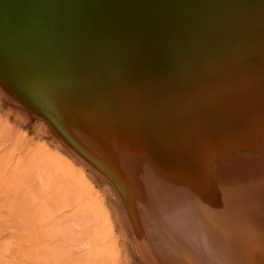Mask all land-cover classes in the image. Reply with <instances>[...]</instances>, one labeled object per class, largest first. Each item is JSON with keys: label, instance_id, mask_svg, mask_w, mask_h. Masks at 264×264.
<instances>
[{"label": "bare ground", "instance_id": "1", "mask_svg": "<svg viewBox=\"0 0 264 264\" xmlns=\"http://www.w3.org/2000/svg\"><path fill=\"white\" fill-rule=\"evenodd\" d=\"M240 6L248 7H246V9L244 8V10L242 9L244 12H239L237 16L233 15L227 20L224 19L226 21L215 25L213 28L210 27L209 22L210 20L212 21L214 11H216L218 7L224 8L223 11H227V8H233L235 10V8L238 9ZM249 6H264V0H0V59H4L5 63H7V67H5L7 70L11 66H16V73L12 74V78L16 76L24 77L23 79L28 88L31 87L35 89L36 92L41 95L49 91V89L52 88L51 86L55 84L57 85L56 88L65 90L68 94L70 98L69 106L72 105L71 107L74 106L71 104V101L77 103V99H81L82 102L78 105H84L82 114L83 116L85 115L86 118L83 117L82 120H85V125L92 126V128H102L101 133H103V129L109 133V136L103 141L107 149V154L110 155L114 153V155H117L113 147H110L114 142L121 144L122 147L127 150L128 154L130 153L129 156H125L124 160L123 150L120 151L121 154L114 157V159L117 160L115 161L117 167L122 166V169L126 171V181H129L130 178L132 179V176L138 174L136 172L137 170H142L145 176L150 173V170H155V172L153 171L150 173L152 174L151 180H147L151 183V188L145 185L146 182L144 185L134 186L139 193L135 192L136 194L140 196L143 192V199H145L146 203L150 201L148 200L147 202V198L144 195L147 189V194L150 195L161 186L167 185L166 187L169 186V189L173 186L170 190L171 193L173 189V192L176 193L168 194L169 196L172 195L170 198L177 199V205L180 204L175 211L177 214L183 211L182 214H185L191 219V217L195 216L197 213H195L196 209L214 211V213L211 214L212 216L210 214L208 216V213L201 214L203 217L202 228H205L204 235H199L201 244L198 245L195 243L186 248L179 244L175 245V247H179L177 249L181 254L186 252L190 260L187 264H264V261L256 260L258 252L257 246L251 245V249H249L248 244H246V241L251 240L248 239L252 236L251 233H253V231L255 232L253 225L264 230V176L258 177L259 173L256 172L255 174L252 173V175L246 174V177H244L242 174L244 167L241 165L237 166V164L234 163V169L232 171L228 170L226 167L228 173L225 168L224 170L226 173L223 172V170L222 172L219 171L220 169L218 172H215L209 163L208 165L210 167L208 165L205 167L201 166L209 149L212 150L211 147L216 151H220V154L222 151L223 153L221 155L223 159V154L227 153V151L224 152V148H230L229 145H232V142H237L239 138L242 136L245 137L246 134L247 136L251 135L252 128H264V57L258 56L264 52V38H261L260 33V36H258L259 38H255L250 42L251 45L249 44L250 46H248L243 38H238L240 35L235 34L239 32L236 30V27L241 24H238L240 18L244 19L243 22L248 21L249 24H252L251 26H257L259 24L264 25V12H262L264 9L259 12L258 7L250 9ZM165 9L172 11V13L175 12L174 9H176V11L178 9L181 10L180 15L183 20H185L184 17L189 20L188 24L191 26L189 29L187 28L189 34L185 27L186 24L184 25L183 22H179L177 19L175 20L174 17L176 16H174L172 20V15ZM250 10L252 13H250ZM229 11L230 10H228V12ZM256 11L257 14L253 13ZM217 14L218 13L214 15ZM193 16H197V18L195 19ZM133 19L143 22L139 21L137 29L135 30L134 27L137 23ZM172 24L180 26L183 33L187 31V33H184L188 35H186V42H190V44L193 43V46H198L192 49L189 48L190 51L185 50L184 53L181 51L183 55L178 57H174L173 54L166 50L168 53L167 55L170 57H168L167 61L163 60L165 58H161L162 61H165L162 65L165 67L164 71H174L172 72L173 74L185 75L188 74L190 69H193L196 71V74L200 73L199 76L211 75L209 79L211 84L216 82L214 83L216 84V88L208 86L206 90L203 89L201 95L203 97L202 103L200 101L194 102V100L186 98L190 96L191 93L185 95L183 98L187 103H184L185 106H183L184 108L182 111L174 112L173 110V108H175V110L177 108L178 110L177 106H179V108L182 106V104L179 105V99L173 101L175 102L173 106L172 104L166 105L167 103L164 100L166 107L169 106L170 108L167 110H165V108L159 110L153 108L151 103H146L145 101L144 103H140L135 100V91L150 88V86L144 83L138 86L139 82H136V80L141 79L140 77L145 74H143L144 71L142 72V69L145 67H147L148 70L151 67L155 69V67L151 65L156 63L155 61L161 62L158 58V54L153 49L149 48L148 50V48H146L145 50L148 51L127 49L114 52L116 56H108L109 53H105L107 51L101 52V57H97L94 52L83 54L82 56L79 55L83 53L82 51L91 49V47L88 46H93L103 41L97 40L91 35L93 34L92 31L94 28L100 33V31L105 30L104 28L108 25H110V27L115 25L116 27L113 30H117L119 34H125L127 36L124 39V45L129 48L130 46H137L136 39L131 37L134 35L135 31L141 32V38L139 39L142 40L144 38V42L149 43L156 41L154 38H157L158 35L160 36L161 32L164 33L173 30ZM159 25L160 27H157ZM235 25L236 27H234ZM244 25L245 24H243L242 27L247 28V26ZM229 27H234L232 28L233 30H231L232 34L227 31ZM175 36L176 35L169 34L168 37L163 41L159 40V42L170 43L172 44L169 47L170 49H177L180 45H183V43ZM107 37L109 38L104 40L103 44L112 46L117 43L116 46H119V44L123 45V41H117L118 38L114 35H109ZM105 38L106 37L103 39ZM97 41L99 42L97 43ZM94 48L95 47H93V49ZM246 50L250 51L249 53H252V56L254 55L253 61H255V63L251 62L254 64L253 68L248 66H246L247 68L241 67L239 59V66L233 63L235 62V57L241 53L243 54V51L246 52ZM69 52H72V55H70ZM73 52L76 55H74ZM73 55L76 58L73 57ZM138 56L140 57L137 58ZM86 57H88V59ZM114 57H116L115 60H113ZM171 57L175 59L181 57L180 59H184L178 63L176 61L172 63L170 60ZM244 57H248V54H245ZM99 58H108L106 59L107 61L111 59L112 66L115 63L119 64L122 74L124 72L127 74L122 75L123 77H121V79L128 85L118 86L114 84L116 81L115 79H118L115 77H117L120 72L115 76L117 72L115 74L113 69L112 72L111 70L108 72L105 66L102 69L100 65L103 62L101 59L98 60ZM34 59L36 62H43L41 66L43 67L42 69H38L37 71L29 70L32 68L28 67V65H30L28 60H30V63H33L34 61L31 62V60ZM132 59H135L136 63L139 62L135 76H130L132 72L130 71V67L133 64L130 65L129 62H131ZM243 60H245V58ZM22 61L25 64H23ZM249 61L247 63H249ZM132 63L134 62L132 61ZM110 65V68L108 67L109 69L112 68ZM97 67L99 70L102 69L107 71V73L105 71V76L99 74L102 70L97 73ZM139 68H141V70ZM67 69H69V71H66ZM75 73L81 74V76L77 74L80 78L78 86L81 83L82 89L79 88L84 91V94L81 90H78L79 88L77 89V86L75 88L76 83L72 82L73 79H71V76H74ZM140 74H142V76H140ZM191 75L193 76L195 73L190 74V76ZM196 78L198 77L196 76ZM167 80L168 76L161 77V86ZM194 82L195 81H190L192 84ZM200 82L202 83L203 81ZM207 84L211 85L209 82ZM204 86L206 85L204 84ZM169 87L170 89L165 87L167 88L166 92H175L174 85ZM59 89L53 88V92L59 93ZM80 91L82 95L78 93ZM91 92L93 93V98ZM96 92L99 95L96 94ZM96 95H98L99 98H97ZM154 96H152L153 98H148L154 100L156 98H154ZM215 97L220 99L216 100ZM45 98L53 105L55 100L50 96ZM159 104L157 106H159ZM202 106H204V108H202ZM70 109L73 108H68V111ZM74 109V111L68 113L70 115L73 113L74 116L79 115L76 110L77 107ZM171 111H173L172 115ZM183 111L185 112L182 113ZM191 111H196V113H194L195 115L200 113L199 117H201V115L204 116L196 120L193 119V121H196L193 123L194 125L192 124V126L187 127L184 125V128L182 123L185 121V117L188 116V114L185 113ZM50 114L54 116L53 113ZM220 117L221 120L218 119ZM168 118H170V120ZM159 120L161 122H159ZM166 121L172 123L166 125ZM174 127H176L175 130H173ZM6 131L15 138L13 140L18 141V135H15L11 130L3 126L1 133H6ZM96 134L99 135L98 132H96ZM151 134H154L161 143V148L158 149L157 153V150H154L156 149L154 146L153 150L155 153L148 148L151 142L150 139L152 140ZM262 137L264 136L262 135L261 138ZM243 139L247 140V137L242 138V140ZM253 141L246 147L248 153L252 152L256 147ZM257 149H255L256 152H258ZM159 155L161 156V161L153 163L152 159L156 158V156L159 157ZM226 155L227 154H225V156ZM235 157L237 159V156ZM262 158L264 160V157ZM122 160L123 163L128 164L126 166L129 172L126 170V167L124 168V165L121 164ZM139 163L142 164V169H135L132 167L133 164L138 167ZM16 164L17 162H15L14 156H12L10 160H5L2 155V148H0V182L6 179L7 176L8 178L13 177L10 175L13 174V169ZM229 164L227 166H229ZM134 170L135 172L132 173ZM244 170L246 171V169ZM247 173L249 174V172ZM230 181L232 182V188L229 185ZM207 188L213 189L215 193L213 192L212 194L211 190V193L208 192ZM32 190L33 189L27 191V193ZM177 191L180 193H177ZM212 197H215V199H212ZM230 198L235 199L233 204L227 205L222 202V200L226 201ZM185 204H188L189 208H184ZM214 205H220V208ZM148 206L152 208L153 205H146L144 209H148ZM209 222L218 226L220 233L217 235L212 233V229H210L211 227L208 225ZM228 228H230V230ZM185 232V229L180 228L172 232L173 236H170L168 232L166 233L172 238L175 237L176 242L178 241L177 238L179 234ZM179 238L181 237L179 236ZM193 238L195 237L193 236Z\"/></svg>", "mask_w": 264, "mask_h": 264}, {"label": "rangeland", "instance_id": "2", "mask_svg": "<svg viewBox=\"0 0 264 264\" xmlns=\"http://www.w3.org/2000/svg\"><path fill=\"white\" fill-rule=\"evenodd\" d=\"M246 7L248 6H240L238 9L235 8V10L233 8H227L230 10L229 12L228 10L223 11L224 8L218 7L216 10L217 12L214 11V14H218H213L212 21L210 20L209 22L210 27L213 28L215 25L226 21L233 15L237 16L239 12H244L243 10L244 8L246 9ZM256 7L261 10L264 9V6H249L250 9ZM174 11L175 12L172 13V11L168 10L169 14L172 15V20L173 17L176 16L174 17L175 20L177 19L179 22H183L184 25L186 24L185 27L189 34L188 29L191 27L190 24H188L189 20L185 17V20H183L180 15V9L177 11L174 9ZM250 13H252L251 10ZM253 13L257 14V11ZM193 17L195 19L197 18V16ZM133 20L137 23L134 27L135 30L141 20ZM243 20L244 19L240 18V21L238 22V24L241 23L240 26H234L236 27V30L239 31L238 33L233 31L235 34L240 35L238 38H243L248 46L251 45L250 42L255 38H259L258 36H260V33L261 38H264L263 24L251 26L252 24H249L248 21L243 22ZM243 24H245L244 26H247V28H243ZM112 26L113 27H110V25H108L104 28L105 30L102 29L103 31H100V33L94 28L92 31L93 34L91 35L97 40L103 41L99 43L100 45L95 44L93 46H88L91 47V49L87 51L84 50L82 51L83 53L81 52L82 54L79 55L82 56L83 54L85 55L94 52L97 57H101V52L107 51L105 53H109L108 56H116L114 55V52L124 51L127 49H153L158 54V58L161 62L155 61L156 63L151 65L154 66L155 69L152 67L149 70L147 67L143 68L142 72L144 71L143 74L145 73L146 75L144 74L142 76V74H140V76H142L140 78L142 79L146 76L144 78L145 80H136V82H139L138 86H141L143 83L150 86V88L145 90L142 89L135 91V100L140 103H144L145 101L146 103H151L153 108H157L159 110L165 108V110H167L170 108L169 106L166 107V105L172 104L173 106L175 103L173 101H177L179 99V105L182 104V106H180V108L177 106L178 110L177 108L176 110L173 108L174 112H179L183 110V106H185L184 103H187L183 98L185 95L191 93L192 95L190 94V96L192 98L190 96H187L186 98H190L191 100H194V102H201L203 100V97L201 96L203 89L206 90L208 86L216 88V84H214L216 82L211 84V81L209 80L211 75L199 76L200 73L196 74V71L193 69H190L191 72L189 70L190 73L188 72V74L185 75L173 74L172 72L174 71H164L165 67L162 65L165 61H167L168 57H170L167 55V52L173 54L174 57H178L183 55L181 51L184 53L185 50L190 51L189 48L192 49L198 46H193V43L190 44V42H186L187 34L184 33H187V31L183 33L180 26L172 24L173 30H169L164 33L161 32L160 36L158 35L157 38H154L156 41L149 43H145V40H143L144 38L142 40L139 39L141 38V32L135 31L134 35L131 37L136 39L137 46H130L129 48L124 45V39L127 36L125 34H119V31L113 30L116 26ZM157 27H160V25ZM234 27H229V29L227 28V31L232 34L231 30H233L232 28ZM169 34L176 35L175 37H178L181 43H183V45L179 44L180 47L177 48L178 50L176 48L174 50L173 48L170 49L169 47L172 45L170 43L159 42V40L163 41L169 36ZM109 35L117 37V41H123V45L119 44V46H116L117 43L112 46L103 44L104 40L109 38L107 37ZM104 37L106 38L103 39ZM98 42L99 41H97V43ZM93 47L95 48L93 49ZM166 50L168 51L166 52ZM249 52L250 51L248 50H246V52L243 51V54L240 52L241 54L235 57V62H232L236 66H239V59L241 67L248 66L253 68L254 64L251 62L255 63V61H253L254 55L252 56V53ZM71 53L72 52H69L70 55H72ZM73 54L76 55L74 52ZM245 54H248V57H244ZM74 55L73 57H75ZM242 56L245 60H243L244 58ZM258 56L264 57V52ZM139 57L140 56L137 58ZM172 57L170 59L172 63L175 61L178 63L184 59H180L181 57L176 59ZM86 58L88 59V57ZM161 58H165L163 59L165 61H162ZM100 59L103 62L100 65L102 69L105 66L107 67V69H105L108 72L110 70L111 72L114 70L115 74L117 72L115 76H117L120 72L119 75H121H118L119 77H115L118 79H115L116 81L114 84L118 86L128 85L121 79V77H123L122 75L127 74H125V72L122 74L119 64L115 63L112 66L111 59H109L110 62L106 60L108 58H99L98 60ZM115 59L116 57L113 58V60ZM32 61L34 62L30 63V60H28V63L30 64L28 67L32 68L29 69L30 71H37L38 69L43 68L41 67L43 62H36L35 59L31 60V62ZM132 61L134 63H132ZM132 61L129 62L130 65H134V67L133 65H131V67L129 65L131 68V70H129L132 71L130 76H135L136 68L138 67L139 62L136 63L135 59H132ZM248 61L249 63H247ZM6 64L7 63H5L4 59H0V148H2V155L5 160H10V158L14 156L17 164L13 169V174L10 175L13 177L8 178L7 176L6 179L0 182V264H187L190 260L188 259L186 252L181 254L177 249L179 247H175V245L179 244L186 248L187 246L195 243L198 245L201 244L199 237L204 235L205 232V228H202L203 217L201 214L208 213L209 216V214L211 215L214 211L211 212L206 209V211L204 209H196L197 211L195 210V213H197L195 216H192L191 219L185 214H182L183 211L177 214L175 211L180 204L177 205V199L175 200L174 198H170L172 195L169 196L168 194L174 193V189L171 193L170 190L173 186L169 189V186L166 187L167 185L161 186V189L157 186L158 191L156 190L150 195L147 194V189L146 194L144 193V195L147 198V202L148 200L150 201L149 203H146L145 199H143V192L139 196V193L136 191L134 186L144 185L146 182L145 185L151 188V183L147 180H151L152 174L150 173L153 171L155 172V170H150V173L147 176L144 175L142 170H137L136 172L138 174L132 176V179L129 177L130 180L126 181L127 173H125L126 171L122 169V166L117 167L115 162L117 160H115L114 157L121 154L120 151L123 150L124 160L125 156H129L130 153L128 154L127 150H125L121 144L114 142L110 147H113L117 155L111 153V150V154H107V149L103 144V141L109 136V133L104 131V129L103 133H101L102 128H92V126L85 125V120H82L83 117L86 118V116H83L82 114L84 105H78L82 102L81 99H77V103L71 101V104L74 106H69L70 98L68 94L65 90L56 88L57 85L55 84L52 86L50 85L52 88L41 95L36 92L35 89L31 87L28 88L23 79L24 77L22 78L16 76L15 78H12V74L16 73V66H11L7 70L5 68L7 67ZM109 65L112 66L111 69H109ZM139 69L141 70V68ZM97 70V73L101 71L99 68ZM106 70H102L99 74H103L102 76H105L107 73ZM66 71H69V69ZM193 73H195L198 78H196L195 75L190 76V74ZM77 74L81 76V74L75 73L74 76H71V79H73V83H76L75 88L77 86V89L79 87L82 89L81 83L78 86L80 78ZM165 76H168V80L161 86L160 78ZM216 77L219 78L218 76ZM190 81L195 82L192 84ZM200 81H203L204 83H201ZM208 82L211 85H208ZM204 84L206 86H204ZM173 85L175 86V92H166L167 88L165 87L170 89L169 86L172 87ZM53 88L59 89L60 92L54 93ZM80 88L78 90H81ZM81 91L82 93L84 92L83 90ZM81 91L78 93H81ZM91 94L93 98V93L91 92ZM96 94L98 93L96 92ZM98 95H96L97 98H99ZM47 96H50L57 102L54 101L53 105H51L48 99L45 98ZM152 96L156 98L154 100L149 99ZM215 99L219 100L220 98L215 97ZM155 100L161 105L159 104V106H157L158 104ZM76 107L79 115L74 116L73 113L70 115L68 112L74 111V108ZM68 108L73 109L68 111ZM202 108H204V106H202ZM184 112L185 111L182 113ZM50 113H53L55 117ZM194 113H196V111L185 113L188 114V116L185 117L186 122L184 121L182 123L184 128L185 126H192V124L196 122L193 121V119L196 120L197 118L204 116L201 115V117H199L200 113L196 115ZM172 114L173 111H171V115ZM168 119L170 120V118ZM218 119L221 120V117ZM54 122L55 124H53ZM159 122L161 121L159 120ZM171 123L172 122L170 121H166V125ZM3 126L8 130H11L15 135H18V141L13 140L15 138L8 133V131H6V133H1ZM175 128L176 127H174L173 130H175ZM252 129L253 130L250 133L251 135L247 136L246 134L245 137L242 136L239 138L237 142H232L233 144L229 145L230 148H224L225 150L223 149L224 152L227 151V153L223 154V159V156L221 155L223 152L221 151L220 154V151H216L213 147H211L212 150L209 149L208 151L210 155L208 153L206 154L201 166L205 167L209 163L215 172H218L219 169V171L222 172L223 170V172H225L224 168L226 169L227 167L228 170L232 171L234 169V164H237V166L241 165L244 169H246V171L244 169V171L242 170L244 177H246V174L252 175V173L255 174L256 172L259 173L258 177L264 176V160L262 158L264 157V137L261 138L262 135L264 136V128L255 127ZM96 132H98L99 135H97ZM246 137L247 140L243 139V141L242 138ZM151 138L152 140L149 138L151 142L149 141L150 143L148 148L154 153V150H157V153L158 149L161 148V143L154 134H151ZM251 141L256 144V147L252 152L248 153L246 151V147L249 146ZM153 146L156 149H154ZM255 149H257L258 152H256ZM225 154L227 155L225 156ZM235 156H237V159ZM159 157L156 156V158H153L152 162H160L161 156L159 155ZM123 160L121 164H123L124 168L126 167V170L128 171L126 166L128 164L123 163ZM228 164L229 166H227ZM132 167L135 169H142V164L139 163L138 167L133 164ZM133 172H135V170L132 171V173ZM247 172H249V174ZM229 185L232 188L231 181L229 182ZM31 189L33 190L27 193V191ZM210 190L213 194V189L207 188V191L211 193ZM177 193L180 192L177 191ZM212 199H215V197H212ZM234 200V198H230L226 201L222 200V202L230 205L231 203L233 204ZM149 204L153 205L152 208L148 206V209H144V207ZM214 206L220 208V205ZM185 207L189 208L188 204H185L184 208ZM214 209L218 210L216 208ZM208 225H210L212 233H215L216 235L220 233L218 226H215L210 222ZM253 227L255 232L253 231V233H251L252 236L248 238L251 240L246 241V244H248L249 249H251V245L257 246L256 248L258 249V252L256 260L264 261V230L255 225H253ZM180 228L185 229L186 232L179 234L181 238L178 236V241L175 242L176 238H172L170 236L172 235V232H175ZM228 229L230 230V228ZM166 232H168L170 236H168ZM193 236L195 238H193Z\"/></svg>", "mask_w": 264, "mask_h": 264}, {"label": "water", "instance_id": "3", "mask_svg": "<svg viewBox=\"0 0 264 264\" xmlns=\"http://www.w3.org/2000/svg\"><path fill=\"white\" fill-rule=\"evenodd\" d=\"M254 11H255V10H254ZM258 11H259V12H261L262 10H261V9H259ZM262 12H264V10H263ZM47 118H48V117H47ZM50 123H51V122H50ZM56 123H57V122H56ZM53 124H55V122H54Z\"/></svg>", "mask_w": 264, "mask_h": 264}]
</instances>
